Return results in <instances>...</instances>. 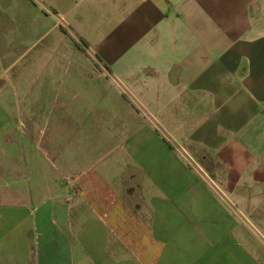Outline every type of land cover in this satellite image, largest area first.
<instances>
[{"label": "crops", "instance_id": "1", "mask_svg": "<svg viewBox=\"0 0 264 264\" xmlns=\"http://www.w3.org/2000/svg\"><path fill=\"white\" fill-rule=\"evenodd\" d=\"M48 2L0 48V264H264V0ZM136 130L155 163L82 166Z\"/></svg>", "mask_w": 264, "mask_h": 264}, {"label": "rangeland", "instance_id": "2", "mask_svg": "<svg viewBox=\"0 0 264 264\" xmlns=\"http://www.w3.org/2000/svg\"><path fill=\"white\" fill-rule=\"evenodd\" d=\"M52 1L58 3V0ZM51 6L56 10L55 6L51 5L48 0H0V48L2 49L5 46L8 49L9 53L6 59L10 63L11 57L15 59L11 63L13 65L10 67L12 70L20 68L22 64L26 63L30 54L38 47L43 46L47 36L53 37L54 30L51 29V24L56 22L58 17ZM43 9L48 13L46 19H49V22L45 23L42 21L44 19ZM58 30L64 32L59 25L57 27ZM23 90L24 88L19 87V91ZM24 96L26 94L22 92H8L6 86H4L0 92V104H6L16 99L19 100ZM123 127H128V125H123ZM160 131L161 129H159V133H161ZM134 132L135 134L131 137L119 142L120 146L116 149L112 146L107 148L110 151L109 154L104 153L102 150L98 154L96 151L87 152L85 150L88 149L84 148L83 153L79 156L82 166H94L96 168L105 164L115 151L120 152L122 150L125 155L120 152L118 154L120 157L116 158L115 164L121 167L126 166L127 170L131 171L132 174L140 170L139 166H141V163H155L156 157L164 153L165 148L168 146L167 143L159 135L144 136L145 134L140 135L138 130ZM185 180L186 174H179V182L183 183ZM0 239L3 243V237H0ZM5 241L9 245L11 243L10 237L8 236Z\"/></svg>", "mask_w": 264, "mask_h": 264}, {"label": "trees", "instance_id": "3", "mask_svg": "<svg viewBox=\"0 0 264 264\" xmlns=\"http://www.w3.org/2000/svg\"><path fill=\"white\" fill-rule=\"evenodd\" d=\"M61 29L65 32L68 33L67 30L65 28H63L61 26ZM72 40L74 41L75 45L84 53H86L87 47H88V43L87 41L81 37L78 34H74V36H72Z\"/></svg>", "mask_w": 264, "mask_h": 264}]
</instances>
